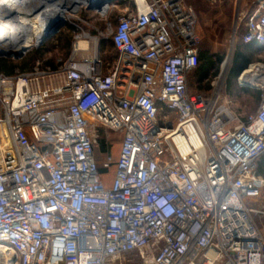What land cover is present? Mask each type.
<instances>
[{
	"label": "built area",
	"instance_id": "1",
	"mask_svg": "<svg viewBox=\"0 0 264 264\" xmlns=\"http://www.w3.org/2000/svg\"><path fill=\"white\" fill-rule=\"evenodd\" d=\"M129 1L99 37L117 51L107 68L98 41L75 59L82 32L55 66L0 73V264H264V86L245 121L221 74L191 91L193 6ZM242 40L264 44V0Z\"/></svg>",
	"mask_w": 264,
	"mask_h": 264
},
{
	"label": "rangeland",
	"instance_id": "2",
	"mask_svg": "<svg viewBox=\"0 0 264 264\" xmlns=\"http://www.w3.org/2000/svg\"><path fill=\"white\" fill-rule=\"evenodd\" d=\"M184 2L193 6L197 14L196 29L199 36V51L209 50L223 57L217 74L209 80L200 82L194 76L189 77L190 90L209 93L212 89V81L221 74L220 85L223 88V97L227 98L230 107L239 116V119L245 121L250 114L256 112L263 93L262 88L241 85L239 81V77L245 69L258 62L264 63V44L247 48L242 40L246 16L257 9L260 0H184ZM109 5L110 9L105 15L83 5L72 17L67 19L57 34L43 44L28 48L21 58L1 55L0 60H6L9 65L14 67V70L30 67L37 60L50 62L55 66L59 63V59L64 60L72 54L76 34L82 32L89 33L91 36L90 53H94L98 41L100 56L106 61L111 60L112 57H115L111 41L99 37L107 25H115L127 8L132 9L135 6L129 0H115ZM1 18L11 19V16H1ZM239 50L244 51L250 62L237 77L232 78L231 71ZM226 58L228 70L226 69L224 72L221 64ZM99 131L96 152L98 160L101 161L104 157L102 154L103 147H105L104 138L108 130L100 127ZM116 136V132H111L114 144L109 147L115 157L119 150V141ZM259 224L264 225V218L259 219Z\"/></svg>",
	"mask_w": 264,
	"mask_h": 264
},
{
	"label": "bare ground",
	"instance_id": "3",
	"mask_svg": "<svg viewBox=\"0 0 264 264\" xmlns=\"http://www.w3.org/2000/svg\"><path fill=\"white\" fill-rule=\"evenodd\" d=\"M97 0H0V54L16 55L24 49L37 46L44 36L46 27L54 18L72 17L83 5L89 7ZM45 4L43 8L40 6ZM110 5L100 9L105 15ZM1 16H11L2 19ZM77 46L86 49L88 41L81 39ZM228 61V60H227ZM224 63V72L228 69V62ZM260 69L251 65L239 77L243 85L264 86V77L258 81Z\"/></svg>",
	"mask_w": 264,
	"mask_h": 264
},
{
	"label": "trees",
	"instance_id": "4",
	"mask_svg": "<svg viewBox=\"0 0 264 264\" xmlns=\"http://www.w3.org/2000/svg\"><path fill=\"white\" fill-rule=\"evenodd\" d=\"M247 48L254 47L259 45L256 42L245 43ZM223 57L219 54L212 53L209 50H201L199 51V65L198 67L191 72L190 77L194 76L198 81L209 80L212 76H215L219 69V64L221 63ZM250 59L244 54V51L239 50L236 53L234 67L231 71V77H237L249 64ZM51 64L50 62H47ZM34 64V63H33ZM32 64V65H33ZM23 68L20 70H26L32 67ZM16 69L12 65H9L6 60H0V73H4L6 75L14 74ZM193 74V75H192ZM200 92V91H194ZM114 142V141H113ZM114 144V143H113ZM103 146V145H102ZM103 151H105V147H103ZM258 172L264 176V154L258 159ZM100 171L106 185H109L112 179L113 169L111 170L103 168L100 166Z\"/></svg>",
	"mask_w": 264,
	"mask_h": 264
},
{
	"label": "water",
	"instance_id": "5",
	"mask_svg": "<svg viewBox=\"0 0 264 264\" xmlns=\"http://www.w3.org/2000/svg\"><path fill=\"white\" fill-rule=\"evenodd\" d=\"M115 0H97L95 2H93L88 8L90 9H95L97 11H99L100 9L104 8L105 6L109 5L110 3H112ZM43 6H45V4H42L40 7L43 8ZM67 22V19H65L63 16L54 18L50 21L49 25L46 27V31L44 36L39 40L38 45L43 44L45 41H47L48 39H50L52 36H54L55 34H57L65 25V23ZM28 50L24 49L23 51L18 52L16 55H14L16 58H21L25 52ZM3 54H0V56ZM7 56H13V55H7Z\"/></svg>",
	"mask_w": 264,
	"mask_h": 264
},
{
	"label": "crops",
	"instance_id": "6",
	"mask_svg": "<svg viewBox=\"0 0 264 264\" xmlns=\"http://www.w3.org/2000/svg\"><path fill=\"white\" fill-rule=\"evenodd\" d=\"M90 50V49H89ZM89 50L88 51H77V52H75L74 53V57H75V59L76 60H82V59H84L85 57H90L91 55H92V53H90L89 52ZM112 50H113V52H114V56L115 57H112L111 58V60H105V59H103L102 57V59H103V61L105 62V66H106V68H107V66L110 64V63H112L113 61H115V59L117 58V51L115 50V48L113 47V45H112ZM72 54H73V52H72ZM71 54V55H72ZM70 55V56H71ZM193 75V74H192ZM105 151H103V153H104ZM113 153V152H112ZM114 154V153H113ZM115 156V155H114ZM117 156H118V150H117Z\"/></svg>",
	"mask_w": 264,
	"mask_h": 264
}]
</instances>
